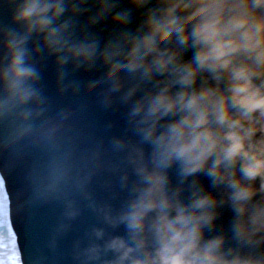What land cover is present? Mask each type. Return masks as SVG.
<instances>
[{
    "label": "clouds",
    "instance_id": "clouds-1",
    "mask_svg": "<svg viewBox=\"0 0 264 264\" xmlns=\"http://www.w3.org/2000/svg\"><path fill=\"white\" fill-rule=\"evenodd\" d=\"M0 16L12 138L43 124L38 55L61 79L98 73L86 87L131 133L113 140L127 196L101 209L124 234L93 228L80 264H264V0H0ZM66 177L52 160L49 187Z\"/></svg>",
    "mask_w": 264,
    "mask_h": 264
},
{
    "label": "water",
    "instance_id": "water-1",
    "mask_svg": "<svg viewBox=\"0 0 264 264\" xmlns=\"http://www.w3.org/2000/svg\"><path fill=\"white\" fill-rule=\"evenodd\" d=\"M36 60L46 109L37 123L43 124L20 139L0 125V171L17 214L23 264H80L77 253L94 239L93 228L104 229L105 238L124 234L123 226L104 221L101 209L114 215L127 196L120 178L134 177L113 140L131 133L123 109L105 108L98 89L86 87L98 73L78 70L61 79L52 58ZM54 159L67 177L51 189L46 177Z\"/></svg>",
    "mask_w": 264,
    "mask_h": 264
},
{
    "label": "bare ground",
    "instance_id": "bare-ground-1",
    "mask_svg": "<svg viewBox=\"0 0 264 264\" xmlns=\"http://www.w3.org/2000/svg\"><path fill=\"white\" fill-rule=\"evenodd\" d=\"M11 207L10 197H2L0 199V264H11L13 263V258L16 261L18 260L20 264H23L21 245H19L17 239L20 237L17 235L19 232V223L15 217L17 214L15 212H9ZM13 213L15 218L13 217L14 221L11 222Z\"/></svg>",
    "mask_w": 264,
    "mask_h": 264
},
{
    "label": "rangeland",
    "instance_id": "rangeland-1",
    "mask_svg": "<svg viewBox=\"0 0 264 264\" xmlns=\"http://www.w3.org/2000/svg\"><path fill=\"white\" fill-rule=\"evenodd\" d=\"M1 180V179H0ZM1 182V181H0ZM2 196H5V194H4V191H3V185L2 184H0V197H2ZM11 235V234H10ZM12 261H13V263H11V264H14V262H17L14 258L12 259Z\"/></svg>",
    "mask_w": 264,
    "mask_h": 264
},
{
    "label": "snow or ice",
    "instance_id": "snow-or-ice-1",
    "mask_svg": "<svg viewBox=\"0 0 264 264\" xmlns=\"http://www.w3.org/2000/svg\"><path fill=\"white\" fill-rule=\"evenodd\" d=\"M14 264H18V262H14Z\"/></svg>",
    "mask_w": 264,
    "mask_h": 264
}]
</instances>
